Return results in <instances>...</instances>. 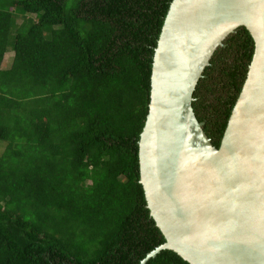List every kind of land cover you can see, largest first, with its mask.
I'll return each instance as SVG.
<instances>
[{
  "label": "trees",
  "instance_id": "trees-1",
  "mask_svg": "<svg viewBox=\"0 0 264 264\" xmlns=\"http://www.w3.org/2000/svg\"><path fill=\"white\" fill-rule=\"evenodd\" d=\"M172 1L0 0V264H142L165 243L139 144ZM254 53L239 27L194 92L217 147ZM146 264L190 263L164 249Z\"/></svg>",
  "mask_w": 264,
  "mask_h": 264
},
{
  "label": "water",
  "instance_id": "water-1",
  "mask_svg": "<svg viewBox=\"0 0 264 264\" xmlns=\"http://www.w3.org/2000/svg\"><path fill=\"white\" fill-rule=\"evenodd\" d=\"M245 26L255 40L221 145L194 92L216 50ZM139 144L141 183L166 241L190 264H264V0H173L155 51Z\"/></svg>",
  "mask_w": 264,
  "mask_h": 264
},
{
  "label": "rangeland",
  "instance_id": "rangeland-1",
  "mask_svg": "<svg viewBox=\"0 0 264 264\" xmlns=\"http://www.w3.org/2000/svg\"><path fill=\"white\" fill-rule=\"evenodd\" d=\"M14 53L13 52H8L5 56V59L3 60V68H9V66L12 63V59H13ZM7 143L0 141V154H2L4 152V150L6 149Z\"/></svg>",
  "mask_w": 264,
  "mask_h": 264
}]
</instances>
